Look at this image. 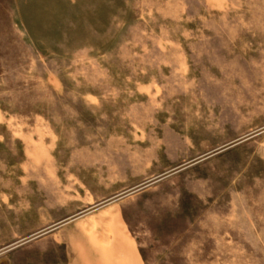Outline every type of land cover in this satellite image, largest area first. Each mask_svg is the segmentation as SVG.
Instances as JSON below:
<instances>
[{
	"label": "rangeland",
	"instance_id": "374dc122",
	"mask_svg": "<svg viewBox=\"0 0 264 264\" xmlns=\"http://www.w3.org/2000/svg\"><path fill=\"white\" fill-rule=\"evenodd\" d=\"M0 264H264V0H0Z\"/></svg>",
	"mask_w": 264,
	"mask_h": 264
}]
</instances>
